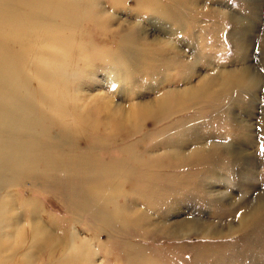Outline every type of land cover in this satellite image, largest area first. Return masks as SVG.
<instances>
[{"label":"rangeland","instance_id":"obj_1","mask_svg":"<svg viewBox=\"0 0 264 264\" xmlns=\"http://www.w3.org/2000/svg\"><path fill=\"white\" fill-rule=\"evenodd\" d=\"M0 264H264V0H0Z\"/></svg>","mask_w":264,"mask_h":264},{"label":"bare ground","instance_id":"obj_2","mask_svg":"<svg viewBox=\"0 0 264 264\" xmlns=\"http://www.w3.org/2000/svg\"><path fill=\"white\" fill-rule=\"evenodd\" d=\"M26 19V18H25ZM241 69V68H240ZM235 71V70H234ZM258 72L256 73V71L253 69V67L250 65L248 67H243L239 72H234L231 73L228 77L224 78L221 82H222V86L224 88L230 87L232 85H239V84H243V83H249V80L252 83H255L256 80L258 82L259 80V75H257ZM69 78V77H68ZM208 83H206L205 81H203L200 85L197 86H192L190 88H188L185 93L183 95L187 96L188 98H198L203 92V90L206 89ZM229 89V88H228ZM78 91V90H77ZM105 97V96H104ZM187 98V100H188ZM93 100V99H92ZM92 105V104H91ZM108 105V104H107ZM142 105V104H141ZM24 106V105H23ZM157 106H155L154 104H147L144 105V110L145 112H154L156 110ZM159 109V108H158ZM132 115V114H131ZM127 117V116H126ZM129 117V115H128ZM124 120V119H123ZM128 122V121H127ZM88 129V128H87ZM259 201V199H258ZM255 204V203H254ZM257 206V205H256ZM12 239V238H11Z\"/></svg>","mask_w":264,"mask_h":264},{"label":"snow or ice","instance_id":"obj_3","mask_svg":"<svg viewBox=\"0 0 264 264\" xmlns=\"http://www.w3.org/2000/svg\"><path fill=\"white\" fill-rule=\"evenodd\" d=\"M111 87H113V88H114V87H116V85H114V84H113V85H111Z\"/></svg>","mask_w":264,"mask_h":264}]
</instances>
